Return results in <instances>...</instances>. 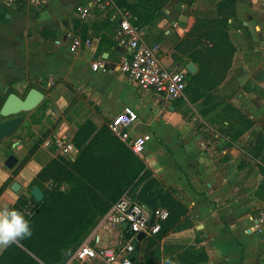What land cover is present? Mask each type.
Listing matches in <instances>:
<instances>
[{
  "label": "rangeland",
  "instance_id": "obj_1",
  "mask_svg": "<svg viewBox=\"0 0 264 264\" xmlns=\"http://www.w3.org/2000/svg\"><path fill=\"white\" fill-rule=\"evenodd\" d=\"M61 1L63 6L83 2L82 0ZM144 2L137 4L138 2L131 0H105L101 5L91 7L87 12L88 15L82 18L79 15L80 8H84L82 4L66 10L59 16H54L55 8L52 10L48 2L41 4L40 2L32 3L29 0H16L14 3H7L0 0V82L25 75L24 71L31 65L30 52L35 49L33 43L36 38L39 41L40 39L50 41L62 39L70 43L76 36L83 40L88 34L84 26V23H87L90 26L93 24V28L102 26L103 34H100L99 41L107 40V43L113 44L112 35L120 13H127L130 16L138 13L144 16L149 15L152 8L143 4ZM198 10L202 14L204 6H198ZM17 12L23 13L22 19L10 21L11 16ZM100 14H103L102 18L99 17ZM198 19L200 20L197 21L196 27L199 24L201 28H204V21L201 20L204 16ZM132 22L135 25L136 22L134 20ZM207 27H210L208 29L213 30L212 32L215 31L217 36H221L220 43H211L212 46L209 45L210 43H166L169 45L168 50L172 52L170 55L172 58L173 55H179L180 66L192 60L199 67L193 74L187 72L184 97L173 104L187 107L185 118L198 124V130L213 151L220 155L221 161H235L232 165L228 164L229 206L225 213L221 214L223 227L230 232L229 225L234 224L241 230L244 226L243 221L246 220L254 225L252 218H255L258 220V230L264 231V126L261 131L255 125L252 126L251 120L243 116L240 109L244 98L242 93H250L254 90L242 81L245 75L242 71L245 61L243 52L255 48L259 41L255 31L241 29L240 23L237 34L233 33L234 30L230 29L229 24L226 27V23L221 21L214 24L208 23ZM148 44L159 53L161 52L159 43ZM6 59L14 62L13 67H3ZM60 83L64 85L58 86ZM57 87L58 91L55 92ZM31 88L40 91L43 99L36 108L23 113L24 122L11 136L1 141L0 151L5 156L13 155L18 163L24 153L32 154L46 142H52L58 134L56 132L58 128L61 133L64 132L71 139L76 131H79L84 144L88 143L98 131L104 139L112 137L108 131L110 120H103L101 127H95L92 118L97 116L96 107L85 100L74 84H67L60 78L43 76L12 80L1 96L4 101L9 93H15L23 99ZM56 100L59 104L55 103ZM3 120L0 117V121ZM225 121H228L229 125H225ZM127 141L119 140L123 146L124 158L133 155ZM96 145L101 146V144ZM224 148L227 151L225 154H220ZM102 149L104 147L100 148ZM49 151L52 154V159L49 161L51 164L41 176L43 192L48 196L53 186L54 188L58 186L57 190L69 193L72 191L73 184L62 180L63 176L60 173L63 175L62 167L68 168L67 164H72L77 154L71 161H66L61 155ZM98 156L99 154L95 155V157ZM133 193L134 191L130 188L122 195L126 194L132 198ZM92 197L94 196H87L85 202L87 207L96 203V199ZM79 203L76 197H66L58 201L59 206L55 209L51 210L50 207V210L41 212L33 203L28 202L21 212L31 221L32 234L30 237L20 238L14 242L27 257L11 255L6 263L32 264L31 259L39 264H47V262L42 263L19 243L22 240L32 243L37 240L35 243L41 247V252L50 264H65L86 234L100 224L110 209L104 213H97L87 229L77 235L79 228H76V224L83 223L85 219L90 220L89 216H85L87 213L82 215L78 211L75 204L79 205ZM176 209L179 215L184 214L179 205ZM193 227V222L187 216L180 218L176 227L164 235L157 234L136 244L133 260L136 264H165V259L171 258L178 264H201L199 262L204 259L205 254L201 244L200 228L194 240L191 237L178 240L170 236L173 232H181ZM110 228H113V225L105 226L104 224L100 229L103 244L113 245L118 240L119 232L116 229L111 232L110 237L103 236V232L107 233L111 230ZM208 264L213 263L208 262Z\"/></svg>",
  "mask_w": 264,
  "mask_h": 264
},
{
  "label": "crops",
  "instance_id": "obj_2",
  "mask_svg": "<svg viewBox=\"0 0 264 264\" xmlns=\"http://www.w3.org/2000/svg\"><path fill=\"white\" fill-rule=\"evenodd\" d=\"M82 1L69 6H63L61 0H40L39 2L41 4L48 2L52 10L55 8L54 16H59L76 5H84V8L80 9H86L87 12L91 7L97 6L92 0ZM131 1L138 2L137 4L145 1L143 4L150 6L146 1L151 0ZM153 1L158 3L160 10H151L146 16L142 13L133 16L127 13H120V15H126L131 24L138 28L140 39L145 44L150 46L148 43H159L161 52L155 51L160 62L172 70L186 71V65L190 62L195 65L196 71L199 67L192 60L180 66L179 55H173L172 58L170 56L172 52L168 50L169 45L166 43H210L209 45L212 46L211 43L221 42V36L209 30L208 23L214 24L221 21L226 23V27L229 24L234 34L239 31V23L242 26L241 29L256 32L259 43L252 50L243 52L245 61L242 67L245 73L242 77L243 83L254 90L250 93H242L244 98L240 109L241 114L251 120L252 126L255 125L261 131L264 126V0ZM201 5L204 6L202 14L198 10V6ZM161 11H164L166 16L162 15ZM23 16L22 12H17L9 20H20ZM102 16L103 14L99 15L101 18ZM200 16H204L201 20L204 21L205 27L201 28L198 24L199 29L196 24ZM119 19L120 16L115 22L113 44L107 43V40L99 41L100 34H103L102 26L93 28V24L90 26L87 23H84V26L88 34L83 40L80 39L81 45L74 52L70 51V46L74 38H77L76 36L70 43L62 39L55 41L40 39L39 41L35 37L36 41L33 43L35 49L30 52L32 58L29 69L24 71L25 75L22 77L1 81L0 96L1 93L6 92L12 80L51 76L60 78L67 84H74L85 100L96 107L97 116L92 118V123L97 128L102 126L103 120L111 121L124 107H131L137 113L138 121L127 130L129 138L150 136L138 157L152 172L156 179V187L163 188L158 198V208L169 211L168 216L176 214L179 222L180 218L187 216L194 224L193 228L173 232L170 236L178 240H184L185 237H191L194 240L195 235L201 231V244L207 257L205 261L199 262L201 264H208V262L264 264V231L258 230L257 219L252 218L254 225L246 220L243 221L244 226L241 230L234 224L229 225L230 232L222 225L221 214H224L229 206L228 164L232 165L235 161H221L220 155L213 151L198 130V124L185 118L187 107L173 104L178 100L168 102L150 91L142 90L120 72L119 64L125 51L115 39ZM133 20L136 22L135 25ZM86 41H89L87 45ZM97 61L102 63L103 69L93 71L91 65ZM13 65L14 62L10 59H6L3 63L4 68H10ZM62 85L64 83L58 86ZM55 103L59 104L57 100ZM224 124L229 125V122L225 121ZM56 132L59 134L60 129L58 128ZM69 139L72 142V139ZM49 150L51 149L47 147L46 142L32 154L24 153L12 169L4 165L7 156L0 151V187L8 178H11L9 185L0 194V209L8 208L10 202L22 194L29 196L33 180L52 159ZM75 150L77 154V149ZM226 151L227 149L224 148L220 154H225ZM26 157H28L27 160L21 164ZM15 170L16 173L13 174ZM14 182L19 186L17 192L10 189V185ZM178 205L184 211L183 215L177 213ZM110 229L105 234L103 232V236L110 237L111 232L116 229L119 232L118 240L113 245L109 243L103 245L115 248L120 243L121 232L116 227ZM247 229L251 231L247 232ZM255 231H259L262 238L255 235ZM5 249L0 248V256ZM134 253L135 251L131 255L132 260Z\"/></svg>",
  "mask_w": 264,
  "mask_h": 264
},
{
  "label": "built area",
  "instance_id": "obj_3",
  "mask_svg": "<svg viewBox=\"0 0 264 264\" xmlns=\"http://www.w3.org/2000/svg\"><path fill=\"white\" fill-rule=\"evenodd\" d=\"M14 3L16 0H4ZM39 3L40 0H30ZM105 0H92L97 6ZM80 16L86 17L87 10L79 11ZM117 44L123 48L125 54L121 57L119 70L131 79L138 88L150 91L165 101L174 102L183 98L186 89V71L172 70L160 62L155 51L145 44L139 36L138 28L133 26L126 15H120L118 28L115 32ZM89 41H86V45ZM81 45V40L74 38L70 50L74 52ZM93 71L103 69L102 63L97 61L91 65ZM138 121L137 113L131 107H124L108 124L110 133L122 142H128L130 150L140 155L149 135L138 136L129 140L127 130ZM49 148L56 155H61L66 161H71L76 150L70 139L64 134L56 135L52 142H47ZM150 212L143 204L128 195H122L108 210L98 226L89 231L81 244L68 258L65 264H136L131 259L135 251L137 234L143 233V238L156 235L161 223L168 218L165 209L157 208L155 219L149 225ZM113 225L120 230V243L115 248L102 243L101 227ZM128 235L129 237H126Z\"/></svg>",
  "mask_w": 264,
  "mask_h": 264
},
{
  "label": "trees",
  "instance_id": "obj_4",
  "mask_svg": "<svg viewBox=\"0 0 264 264\" xmlns=\"http://www.w3.org/2000/svg\"><path fill=\"white\" fill-rule=\"evenodd\" d=\"M146 3L149 4L154 11L161 9V7L157 5L158 3L153 0L146 1ZM140 17L142 16L140 15ZM2 102H4L3 97L0 96V104ZM110 135L112 136L111 138L108 137L107 139H104L100 136V131H98L88 143L84 144L83 139H81L79 136V131H76L72 138V143L78 151L77 157L72 164H67L68 168L62 167L64 172L63 175L60 173V175L63 176L62 180L73 184L72 191L69 193H62L60 190H57L58 186L55 188L53 186V190L48 196L43 192L41 187V176L51 164V162H48V164L44 166L37 174L36 178L31 184L32 186L39 187L43 193L44 197L42 202L37 203L31 196L26 197L22 194L16 200H12L8 208H16L21 211L28 202H31L39 211L42 212L50 210V207L51 210L55 209L57 206H59V204H57L58 201H61L66 197H76L80 202L79 205L75 204L78 211L82 215L87 213L85 216L90 217V220L85 219L83 223L76 224V228H79V233L77 235H79L87 229L90 221L97 213H104L107 211L125 191L131 188L132 191H134L132 198L135 199L137 187H140L144 181L153 177V174L147 168L145 163L139 157L135 156L132 151L131 152L133 155H131L129 158H124V151L122 148L123 146H121V143L116 137H114L111 133ZM96 144H101V146ZM101 147H104V149L100 150ZM106 148H108V151H106ZM96 154H99V156L95 157ZM27 158L28 157H26L21 164H23ZM96 160L99 161L97 162ZM16 170L13 174L16 173ZM10 182L11 178H8L2 184L0 187V194L5 190ZM158 188L159 187H156L155 184L149 194L154 195ZM56 191L58 192L57 194L55 193ZM88 195H92L94 196L92 198L96 199V203L91 207H87L85 204ZM53 203H56V205L53 206ZM177 220L178 217L174 214L169 215L168 218L161 223L160 231L157 234L164 235L168 231L174 229L176 227ZM126 237L129 236L126 235ZM35 241L37 240H34L33 243L22 240L19 243L28 251L33 253L42 263L47 262V264H50V262L41 252V247L37 245ZM11 255L23 256L24 254L21 252L18 246L13 243L6 247L5 251L1 254L0 264H7L6 260ZM55 259H57V257ZM206 259L207 257L204 255V259L201 260V262L205 261ZM30 261L32 264H39L38 262L32 261L31 259Z\"/></svg>",
  "mask_w": 264,
  "mask_h": 264
},
{
  "label": "water",
  "instance_id": "obj_5",
  "mask_svg": "<svg viewBox=\"0 0 264 264\" xmlns=\"http://www.w3.org/2000/svg\"><path fill=\"white\" fill-rule=\"evenodd\" d=\"M161 14L166 16L164 11H161ZM186 71L190 74H193L196 71V67L193 63H188L186 65ZM43 99V94L37 89L31 88L22 99L17 96L15 93H9L3 104L0 107V117L3 118V121H0V143L3 139L11 136L19 126L24 122L25 117L23 113L29 112L36 108L38 104ZM17 163V159L13 155H9L4 165L8 169H12ZM156 179L151 177L144 181L139 188H137L135 193V200L149 209V225H152L155 219V212L158 208V198L163 192V188L159 187L154 195H150L149 192L155 186ZM10 189L13 192H17L19 186L16 182L10 185ZM30 195L35 202L39 203L43 199V193L37 186H33L30 190ZM250 229H247V232H250ZM259 238L262 236L259 234V231L254 232ZM143 239V233L137 234V240L141 241Z\"/></svg>",
  "mask_w": 264,
  "mask_h": 264
},
{
  "label": "clouds",
  "instance_id": "obj_6",
  "mask_svg": "<svg viewBox=\"0 0 264 264\" xmlns=\"http://www.w3.org/2000/svg\"><path fill=\"white\" fill-rule=\"evenodd\" d=\"M31 221L16 208L0 209V248H6L17 239L30 237ZM165 264H178L177 261L166 258Z\"/></svg>",
  "mask_w": 264,
  "mask_h": 264
}]
</instances>
